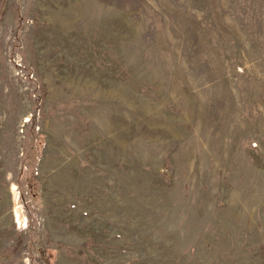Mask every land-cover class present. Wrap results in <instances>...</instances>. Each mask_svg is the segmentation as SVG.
<instances>
[{
	"label": "rangeland",
	"instance_id": "1",
	"mask_svg": "<svg viewBox=\"0 0 264 264\" xmlns=\"http://www.w3.org/2000/svg\"><path fill=\"white\" fill-rule=\"evenodd\" d=\"M0 264H264V0H0Z\"/></svg>",
	"mask_w": 264,
	"mask_h": 264
}]
</instances>
